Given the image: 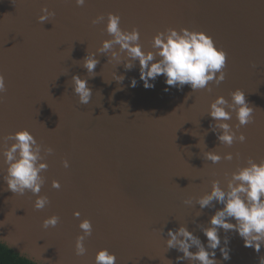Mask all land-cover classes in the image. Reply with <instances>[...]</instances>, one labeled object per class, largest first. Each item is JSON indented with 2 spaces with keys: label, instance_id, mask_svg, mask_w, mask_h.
Listing matches in <instances>:
<instances>
[{
  "label": "water",
  "instance_id": "water-1",
  "mask_svg": "<svg viewBox=\"0 0 264 264\" xmlns=\"http://www.w3.org/2000/svg\"><path fill=\"white\" fill-rule=\"evenodd\" d=\"M43 8L55 16L42 24ZM110 12L120 15L123 29L140 30L145 50L169 27L206 33L227 54L226 79L219 86L212 82L211 92H193L188 85L166 92L159 76L155 88L145 89L138 62L125 71L102 54L89 78L83 61L110 38L103 31ZM99 15L105 21L93 25ZM0 73L7 88L0 136L27 129L54 150L44 161L49 167L39 194L51 203L41 211L33 208L31 192L6 190V166L0 163V242L36 264H95L105 248L116 254V264H177L183 254L167 249V232L184 225L207 244L199 225L208 226L221 206L201 210L195 201L211 191L213 180L226 187L249 158L264 160V0H86L83 7L75 0H0ZM115 74L125 77L122 83ZM75 75L88 79L87 105L74 94ZM236 89L254 109V122L237 133L247 137L244 143L228 147L212 132L208 112L219 96L231 102ZM228 123L235 129V114ZM208 151L231 153L233 160L214 164L205 158ZM189 199L192 205L184 203ZM51 216L60 222L44 229ZM84 219L92 222L93 234L84 242L88 254L77 257ZM225 235L230 259L217 249L219 264H259L264 247L258 254L237 233L222 229L221 247Z\"/></svg>",
  "mask_w": 264,
  "mask_h": 264
},
{
  "label": "clouds",
  "instance_id": "clouds-1",
  "mask_svg": "<svg viewBox=\"0 0 264 264\" xmlns=\"http://www.w3.org/2000/svg\"><path fill=\"white\" fill-rule=\"evenodd\" d=\"M77 7H83L86 0H75ZM43 13L39 23L49 21L55 13L47 8L41 10ZM104 15H99L92 20L93 25L102 24ZM106 31L109 39L101 42L96 52L84 58L83 67L87 70L89 78L94 77L95 69L100 61L98 55L108 57V63L115 62L116 65L123 64L125 71H131L136 63H139L140 80L143 81L145 89L155 88L152 83L159 76L165 78L171 88L183 90L185 85L190 86L193 92L198 90L212 91L209 85L214 82L219 86L225 79L224 69L227 67V54L218 49L211 37L204 32L191 31L187 28H167L152 37L151 49L145 50L141 44V34L138 28L127 31L121 27V17L115 13L107 14ZM122 75H114V80L123 82ZM74 94L79 97V103L87 105L91 102L92 90L88 86V79H82L79 75L72 77ZM137 86V80H131V87ZM7 91L5 77L0 73V103L4 102L3 94ZM231 102L223 96L217 97L211 104L208 116L214 123L210 124L212 132L217 135L221 144L231 147L235 142L244 143L247 137L240 133L242 127L254 122V109L249 106L244 91L236 89L231 94ZM233 114L238 121L235 125L228 123ZM9 142H12L9 144ZM42 151L45 155H42ZM51 147L44 148L34 135L27 129L0 136V163L6 166L3 181L7 185V191L14 195L24 196L31 192L36 197L33 208L41 211L50 205L47 196L39 195L45 183L42 175L47 171L49 165L44 162L47 155L53 154ZM237 156L239 154L237 153ZM205 158L212 163H219L222 159L231 161L233 155L228 153L221 156L214 151L205 153ZM64 168H69L67 159L63 161ZM227 175V174H226ZM52 187L61 189L59 181L53 180ZM186 205H192L191 199L185 200ZM200 209L216 208L220 205L208 221V226L199 225L207 239V244L194 235L184 225L178 229L169 230L166 240L167 249H175L182 256L180 261H189L190 264H219L216 259V250L219 249L224 260L230 259L229 238L225 235L221 247V229L228 233L234 231L244 242V247L252 248L260 253L264 247V160L259 163L249 158L247 166L239 167L231 173L226 187L221 186L219 180H213L211 191L204 194L195 201ZM202 213H198L199 217ZM74 217L80 219V213L74 212ZM234 221V222H232ZM60 222L59 216H51L44 220L43 228H55ZM81 235L76 237L75 255L84 257L88 254L85 240L93 234V225L90 220L84 219L79 223ZM195 248L196 251H191ZM117 256L108 249H102L95 255V264H116ZM259 264H264V256L259 258Z\"/></svg>",
  "mask_w": 264,
  "mask_h": 264
},
{
  "label": "trees",
  "instance_id": "trees-1",
  "mask_svg": "<svg viewBox=\"0 0 264 264\" xmlns=\"http://www.w3.org/2000/svg\"><path fill=\"white\" fill-rule=\"evenodd\" d=\"M0 264H36L0 242Z\"/></svg>",
  "mask_w": 264,
  "mask_h": 264
}]
</instances>
